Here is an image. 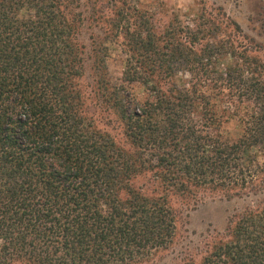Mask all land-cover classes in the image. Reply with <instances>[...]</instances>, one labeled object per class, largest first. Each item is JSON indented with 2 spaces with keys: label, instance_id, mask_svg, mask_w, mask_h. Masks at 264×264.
I'll return each mask as SVG.
<instances>
[{
  "label": "trees",
  "instance_id": "16d2710c",
  "mask_svg": "<svg viewBox=\"0 0 264 264\" xmlns=\"http://www.w3.org/2000/svg\"><path fill=\"white\" fill-rule=\"evenodd\" d=\"M161 10L0 0V264H143L174 243L168 197L202 193L250 203L177 264H264V57L221 7ZM88 69L112 135L87 107Z\"/></svg>",
  "mask_w": 264,
  "mask_h": 264
},
{
  "label": "rangeland",
  "instance_id": "374dc122",
  "mask_svg": "<svg viewBox=\"0 0 264 264\" xmlns=\"http://www.w3.org/2000/svg\"><path fill=\"white\" fill-rule=\"evenodd\" d=\"M250 1L252 0H138L142 9L148 6L162 8L159 14L160 17L169 18L171 12H175L183 20L188 19L187 14L193 15L198 11L202 2L207 8L221 7L226 15L239 25L242 33L252 40L254 45L256 44L259 47V54L264 57V30L257 21L256 7ZM89 32L85 29L83 34L87 45L89 44ZM123 57L120 47L117 45L112 47L111 42L105 58V70L101 74L104 80L111 84L119 80L124 67ZM96 78L98 77L88 69L82 80V86L87 94L86 104L95 127L112 135L118 129L112 123V109L102 103L101 98L97 95L101 92L97 90ZM237 129L234 120L223 126V130L231 138L237 137ZM140 183L138 182V184ZM151 189H154V187H151ZM168 200L172 206L181 211L174 243L168 249L161 250L149 257L147 262L143 264H177L182 257V253L187 251H189L188 254L196 253L195 250L200 249L203 243L209 240V237L216 233H224L233 212L235 210L239 211L250 203V199L225 200L204 193L194 200L177 194L169 196Z\"/></svg>",
  "mask_w": 264,
  "mask_h": 264
}]
</instances>
